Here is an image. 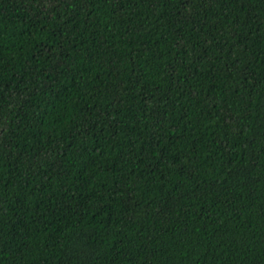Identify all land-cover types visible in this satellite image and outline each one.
<instances>
[{
  "label": "trees",
  "instance_id": "obj_1",
  "mask_svg": "<svg viewBox=\"0 0 264 264\" xmlns=\"http://www.w3.org/2000/svg\"><path fill=\"white\" fill-rule=\"evenodd\" d=\"M0 264H264V0H0Z\"/></svg>",
  "mask_w": 264,
  "mask_h": 264
}]
</instances>
